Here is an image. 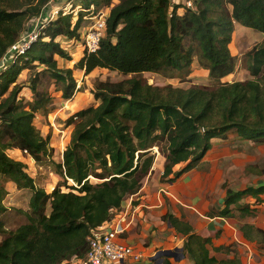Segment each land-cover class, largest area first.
I'll return each instance as SVG.
<instances>
[{
  "label": "trees",
  "instance_id": "obj_1",
  "mask_svg": "<svg viewBox=\"0 0 264 264\" xmlns=\"http://www.w3.org/2000/svg\"><path fill=\"white\" fill-rule=\"evenodd\" d=\"M51 0H0V59L21 38L34 18L43 15ZM83 8L111 6L107 30L95 53H86L75 68L88 75L109 69L130 77L99 80L94 96L98 104L73 114L70 139L57 163L61 176L51 192L35 185L26 165L8 153L20 149L38 162L52 161L51 134L35 125L40 110H48L54 82L64 99L78 90L73 68L59 66L71 60L61 39L79 40L87 14L59 12L41 30L27 54L6 70L0 81V264H64L84 258L89 238L113 220L127 198L139 193L152 171L158 146L166 158L162 180H175L197 168L212 148L214 138L236 132L244 139L264 143V40L248 53L253 78L222 82L237 66L230 44L236 24L264 37V0H185L183 14L176 0H80ZM47 39V40H46ZM197 57L216 86H164L149 84L141 75L174 77L188 72ZM28 69L33 100L19 98L20 73ZM67 121V120H66ZM184 164V165H183ZM182 167L175 171V166ZM91 178L98 180L92 182ZM12 181L32 195L21 224L6 229L8 211L5 183ZM72 182V183H71ZM69 190H63L62 187ZM264 181L241 191L228 190L221 214L254 216L256 208L243 199L262 201ZM235 208V212L232 209ZM184 236L183 255L191 264H242L240 258L218 257L222 246L194 231L191 223L171 213L164 215ZM249 242L264 230L252 223L241 226ZM163 264H171L168 259Z\"/></svg>",
  "mask_w": 264,
  "mask_h": 264
},
{
  "label": "rangeland",
  "instance_id": "obj_2",
  "mask_svg": "<svg viewBox=\"0 0 264 264\" xmlns=\"http://www.w3.org/2000/svg\"><path fill=\"white\" fill-rule=\"evenodd\" d=\"M67 1L69 0H51L43 15L34 18V20L44 17L45 15L47 16L50 9H53L52 13H54L58 7L61 8ZM118 1L119 0H114L113 3L115 4ZM72 2L73 4L82 6L80 0H72ZM176 3L182 7L189 4L185 0H176ZM110 9L111 6L108 5H102L98 8L95 7L93 14L88 12L82 20V25L78 32L80 35L79 40L77 42H72L71 39H65L63 42V45L68 49L67 51L72 56V59L67 60L58 58L59 66L62 68H73V74L77 80L78 90L72 98L66 100L62 97V92L57 89V86L53 82L48 87L51 95V101L47 107L48 110H40L34 121L35 125L41 131H44L46 134L48 129L50 131L51 145L54 141L53 145L55 146V154L52 161L38 162L40 163V165H38L32 161L31 157L20 149L8 150L10 156L25 163L27 167L26 170L34 178L35 185L39 188H44L48 192H51L59 183H61L62 178L58 172L56 164L63 161L60 151L65 150L69 135L72 133L73 124H69L68 119L77 111L89 107L91 104L99 103V100L95 98L93 93L97 81H120L131 76L123 75L117 71L99 68L86 75L83 70L75 68V64L78 60H76L77 57H74L73 55H77V51L82 52L84 50V47L82 46L84 30L96 21L95 19L89 18V16L100 17L101 15H109ZM252 30L253 29L243 28L240 25L235 27L230 48L232 53L237 57V66L232 74L221 79L222 82L244 81L253 78L248 69L249 59L247 53L258 42L264 40V37L259 32ZM29 75V70L25 69L17 78V83L22 85L19 98L24 102L33 100V93L28 82ZM141 77L149 84L159 86L172 84L174 86L182 87H214L217 84L216 81L208 77V70L199 64L197 57L194 58V62L188 72H178L171 78L157 73H143ZM1 99L2 98L0 97V101ZM44 132L43 135H45ZM213 140L214 142H212V146H215V148L207 158L203 159L204 161L201 162L202 164H199L198 167L201 171L209 173L207 178L209 179L211 188L210 191L207 192L206 198L210 205L212 203L214 205L215 203V207H217L219 206L218 201H221V204H223L222 202L225 200L229 189L233 191H241L249 186H257L259 181H264V143L255 142L251 139H244L234 131L229 132L223 140L219 141L215 138ZM153 150L156 154L151 171L153 173L151 175L150 172L146 176L143 184L147 182V177L149 175H157L160 168L164 170L166 164V158L160 151L159 147L155 146ZM160 179L162 181L161 177ZM91 180L94 183L98 182V180L94 178H91ZM5 185L8 194L4 203L6 207H8V211L2 217V220L5 221L4 227L10 230L25 220L22 213L19 214L18 211L29 209L32 192L28 188L19 189L16 183H11L10 181L6 182ZM62 189L66 191L69 190L65 186L62 187ZM243 203L251 204L252 207L256 208V213L254 216L242 218L239 211L235 212V208L233 207L232 209L238 217L235 218L240 222L238 223L241 225L251 223L252 221H256L258 216L260 219H258V221L262 224L261 229L264 230V199L262 201H257L254 198L246 197L243 199ZM221 206L222 205H220V207ZM211 211L212 210L210 209L208 213ZM158 226H167V223L165 222ZM156 229L157 227L154 226V230ZM262 237L263 236H259V239L256 238V240L251 243L247 241L249 243L248 247L243 244H230L228 248L224 247L223 251L220 253L213 252V254L217 255L219 258H228L229 255H231L232 258H240L242 264H264V239ZM2 239L3 234L0 233V241ZM146 242L147 244L149 243L148 241ZM163 258V256L155 258L153 264H163ZM188 262L191 264L189 260H186L184 264H189Z\"/></svg>",
  "mask_w": 264,
  "mask_h": 264
},
{
  "label": "crops",
  "instance_id": "obj_3",
  "mask_svg": "<svg viewBox=\"0 0 264 264\" xmlns=\"http://www.w3.org/2000/svg\"><path fill=\"white\" fill-rule=\"evenodd\" d=\"M184 11L185 9L183 7L178 9L180 14H183ZM238 25L239 24H236V27ZM77 55H73L77 57L76 60L84 56L83 52L80 51H77ZM92 105L95 104H91L90 106ZM43 132L44 131H42V133ZM49 132L48 129L47 134ZM44 134L47 135L45 132ZM215 139L219 141L223 140L222 138ZM53 142L52 146L55 147ZM214 148L215 146H212L205 158L211 154ZM60 152L63 158L64 150ZM203 161L204 160L201 162ZM201 162L200 164H202ZM181 167L182 165L175 166V171H178ZM162 170L163 169L160 168L157 175H149L147 177V182L143 184L139 193L127 198L123 207L120 208V211H122L121 213H126L127 222H129V226L122 239L132 245L136 253H140L139 260L129 259L124 264H153L156 254L161 250L176 252L178 259L172 256H163V260L168 259L171 264H184L186 260L188 261L187 258H184V256L182 257L184 236L178 233L177 230L165 220L164 215L168 213L173 214L183 221L191 223L197 234L211 239L213 247L223 246L228 248L230 244H243L248 247L249 241L245 238L241 230L243 224H239L240 222L236 219L238 217L233 218L221 214V211L226 206L224 204L225 200L222 202L223 204H221V201H218L219 206L217 207H215V203L214 205L213 203L210 205L207 200L206 194L211 188L209 179L207 178L209 173L201 171L199 167H197L183 173L175 180L170 181L165 179L161 181L160 177L164 171ZM152 173L153 172H151V175ZM10 182L14 183L12 181ZM220 205L222 206L220 207ZM210 209L212 211L208 213ZM258 219L259 217L257 216L256 221H252L251 223L261 228L262 224H260ZM165 222L167 226H158ZM154 226L157 227L156 230H154ZM146 241L149 243L147 244ZM228 258H232V256L229 255ZM64 264L77 263L71 260Z\"/></svg>",
  "mask_w": 264,
  "mask_h": 264
},
{
  "label": "built area",
  "instance_id": "obj_4",
  "mask_svg": "<svg viewBox=\"0 0 264 264\" xmlns=\"http://www.w3.org/2000/svg\"><path fill=\"white\" fill-rule=\"evenodd\" d=\"M58 8L54 13H52L53 9H50L47 16L45 15L37 20L33 19L21 38L9 49L5 56L0 59V81L4 72L8 70L18 58L25 56L29 49L39 40L41 37V30L45 27V23L48 20L54 19L59 12H62L63 15L72 12L74 16H78L80 11L93 14L95 6L92 5L89 9H85L81 5L73 4L72 0H69L61 8ZM107 17L108 15H101L100 17L89 16V18L95 19L96 21L84 30L82 42V46L84 47L82 51L83 54L95 53L100 48V42L107 30ZM65 39L62 38L61 43L62 46L67 49L63 45ZM71 41L77 42L78 40L71 39ZM32 161L35 162L33 158ZM121 212L122 211L118 210L113 220L104 223L93 232V235L89 238V248L84 258H73L72 260L77 264H124L129 259L139 260L140 253H136L133 246L122 239L129 226V222H127L126 213Z\"/></svg>",
  "mask_w": 264,
  "mask_h": 264
},
{
  "label": "water",
  "instance_id": "obj_5",
  "mask_svg": "<svg viewBox=\"0 0 264 264\" xmlns=\"http://www.w3.org/2000/svg\"><path fill=\"white\" fill-rule=\"evenodd\" d=\"M160 256H172L175 257L176 259H178L176 252L171 251V250H161L156 254V258L160 257ZM183 253H182V257H183Z\"/></svg>",
  "mask_w": 264,
  "mask_h": 264
},
{
  "label": "bare ground",
  "instance_id": "obj_6",
  "mask_svg": "<svg viewBox=\"0 0 264 264\" xmlns=\"http://www.w3.org/2000/svg\"><path fill=\"white\" fill-rule=\"evenodd\" d=\"M244 28V27H243ZM243 30H247V29H243ZM253 31V30H252Z\"/></svg>",
  "mask_w": 264,
  "mask_h": 264
}]
</instances>
